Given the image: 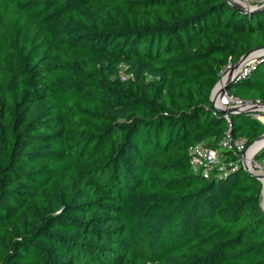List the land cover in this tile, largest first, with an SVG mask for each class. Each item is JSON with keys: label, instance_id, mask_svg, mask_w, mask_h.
Wrapping results in <instances>:
<instances>
[{"label": "trees", "instance_id": "obj_1", "mask_svg": "<svg viewBox=\"0 0 264 264\" xmlns=\"http://www.w3.org/2000/svg\"><path fill=\"white\" fill-rule=\"evenodd\" d=\"M0 4V264H264L261 182L188 163L227 132L246 146L264 134L253 114L227 124L210 102L229 64L264 50V9ZM227 92L264 104V53ZM254 158L264 167V146Z\"/></svg>", "mask_w": 264, "mask_h": 264}, {"label": "built area", "instance_id": "obj_2", "mask_svg": "<svg viewBox=\"0 0 264 264\" xmlns=\"http://www.w3.org/2000/svg\"><path fill=\"white\" fill-rule=\"evenodd\" d=\"M243 1L248 3L251 0ZM263 53L264 50L261 51L260 54L255 58L249 59L244 62L239 70L234 74V76H236L240 72L247 73L249 67L252 66V64L255 62V59ZM215 104V106L219 108L226 109L229 107H241L242 105H250L252 103L242 102L241 100L235 98L233 95L229 94L227 90H223V92L217 97ZM254 117L264 125V121H261V118L264 120V108H260L257 111V115H254ZM224 119L226 120L227 124L230 123L228 115H225ZM222 150L237 155L236 161H227L226 157L222 155V153L224 152H222ZM248 150L249 148L248 146H246V141L244 139L241 138L234 140L231 137L230 132H227L225 137L219 143L218 149H211L203 144L191 146L188 150V163L194 173H198L202 175V177L207 179L211 176L219 178L224 177L228 173L238 169L239 166L243 167V164H246L248 169H250L251 171L260 172L264 175V167L261 166V164L257 163L255 160H250L249 157H247Z\"/></svg>", "mask_w": 264, "mask_h": 264}, {"label": "water", "instance_id": "obj_3", "mask_svg": "<svg viewBox=\"0 0 264 264\" xmlns=\"http://www.w3.org/2000/svg\"><path fill=\"white\" fill-rule=\"evenodd\" d=\"M232 8H234L235 10H237L238 12H242V13H253L259 10L264 9V1H262V3L260 4H255V5H251L249 3H247V5H243L242 3H245L242 0H239L240 2H236L235 0H225ZM263 51V49H255L252 50L248 53H246L245 55H243L233 66H229L230 70L227 71L225 73V75L221 76V78L219 79L218 83L215 85V87L213 88L212 92H211V96H210V102H211V106L213 108L214 111H216L219 114L222 115H230V114H234V113H247V114H253V115H257V111L260 108H264V104H250V105H242L241 107H229L226 109H222L219 108L217 106H215V101L217 99V97L223 92V90H227V84L229 83V81L233 78L234 74L239 70V68L241 67V65L246 62L249 59L255 58L256 56H258L260 54V52ZM225 78L224 83L222 84V87H220L217 91L216 88L218 86V84L222 81V79ZM257 142H263L262 145L251 155V157H249L250 160H255V154L264 146V134L261 135L258 139H256L255 141H253L252 143H250L248 145V148L250 149L252 146H254ZM243 169L245 172L249 173L251 176H253L254 178H256L258 181L261 182L262 184V191H261V201H260V206L261 209L264 213V175L260 174L258 172H253L250 169H248V167L246 166V164H243Z\"/></svg>", "mask_w": 264, "mask_h": 264}, {"label": "rangeland", "instance_id": "obj_4", "mask_svg": "<svg viewBox=\"0 0 264 264\" xmlns=\"http://www.w3.org/2000/svg\"><path fill=\"white\" fill-rule=\"evenodd\" d=\"M243 1V0H242ZM240 2V1H239ZM247 3V2H246ZM249 4H251V5H255L256 3H254V2H252V1H249L248 2ZM0 7H1V4H0ZM230 70V67H226L225 69H224V72L222 73V75L221 76H223V75H225V73L227 72V71H229ZM224 150H222V152H223ZM126 264H141L140 263V257L138 256V255H136V254H132L130 257H129V259L127 260V262H126Z\"/></svg>", "mask_w": 264, "mask_h": 264}, {"label": "bare ground", "instance_id": "obj_5", "mask_svg": "<svg viewBox=\"0 0 264 264\" xmlns=\"http://www.w3.org/2000/svg\"><path fill=\"white\" fill-rule=\"evenodd\" d=\"M236 2H239V0H235ZM241 3V2H240ZM243 5H247V3H242ZM225 78L222 79V81L218 84L217 88L215 91H217L220 87H222V84L224 83ZM261 121L263 122L264 120L261 118ZM263 142H257L254 146H252L248 152H247V157H251V155L262 145ZM260 173V172H259ZM258 174V172H257ZM262 174V173H260Z\"/></svg>", "mask_w": 264, "mask_h": 264}]
</instances>
